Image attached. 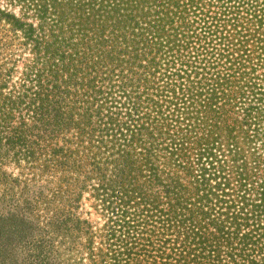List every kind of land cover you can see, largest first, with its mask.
Wrapping results in <instances>:
<instances>
[{
  "label": "trees",
  "instance_id": "trees-1",
  "mask_svg": "<svg viewBox=\"0 0 264 264\" xmlns=\"http://www.w3.org/2000/svg\"><path fill=\"white\" fill-rule=\"evenodd\" d=\"M0 264H264V0H0Z\"/></svg>",
  "mask_w": 264,
  "mask_h": 264
},
{
  "label": "rangeland",
  "instance_id": "rangeland-1",
  "mask_svg": "<svg viewBox=\"0 0 264 264\" xmlns=\"http://www.w3.org/2000/svg\"><path fill=\"white\" fill-rule=\"evenodd\" d=\"M93 218H94V216H93Z\"/></svg>",
  "mask_w": 264,
  "mask_h": 264
}]
</instances>
